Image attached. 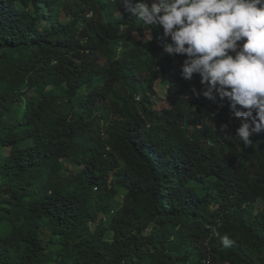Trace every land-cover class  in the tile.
<instances>
[{"label": "trees", "instance_id": "16d2710c", "mask_svg": "<svg viewBox=\"0 0 264 264\" xmlns=\"http://www.w3.org/2000/svg\"><path fill=\"white\" fill-rule=\"evenodd\" d=\"M168 42L117 0H0V264H264V131L225 140L241 119ZM54 63L36 103L21 70Z\"/></svg>", "mask_w": 264, "mask_h": 264}, {"label": "clouds", "instance_id": "9594fccd", "mask_svg": "<svg viewBox=\"0 0 264 264\" xmlns=\"http://www.w3.org/2000/svg\"><path fill=\"white\" fill-rule=\"evenodd\" d=\"M118 13L142 21L151 32L162 29L168 56L186 57L181 77H199L190 89L241 119L235 137L250 147L254 134L264 131V0H117ZM122 9V11H120ZM146 33V32H145ZM148 33V32H147ZM219 97V99H218ZM227 130V125L222 126ZM232 241L224 236L222 244Z\"/></svg>", "mask_w": 264, "mask_h": 264}, {"label": "rangeland", "instance_id": "374dc122", "mask_svg": "<svg viewBox=\"0 0 264 264\" xmlns=\"http://www.w3.org/2000/svg\"><path fill=\"white\" fill-rule=\"evenodd\" d=\"M122 32H123V30H122ZM137 38L139 39V37H137ZM143 38L144 39L148 38L147 32L143 35ZM94 70L97 71L98 73H100L101 75L105 74V67L102 63L98 64L94 68ZM59 72H60V64L54 63L52 66H50L44 72V77L41 78L40 72L37 68H34L30 65H27L21 70L22 76L18 80L17 85L21 88L23 87V89L28 90L29 93H35V95H36L35 101L37 103V102H39V99L45 98V97L50 96L51 94L55 93L56 88L51 90V92L46 93L44 87L48 83L56 84L58 82V79H59ZM1 89H2V87L0 86V91H1ZM156 91H157V93H159V95L157 96V97H159V102H158L159 108L169 107V104H168L167 100L165 99L164 93L162 91V87H161L160 82H158V84H156ZM111 134H112V131L108 130L106 135L110 136ZM28 135H29V132H27V131L21 132V133H16L15 138L16 139H22V138L27 137ZM24 155H25L24 150L10 151L8 153V158H7L8 163L10 165H15L16 163H18L23 158ZM111 225L116 230L117 236H124L127 234V229L123 225L120 224L117 217L114 218ZM181 244H182L181 240L178 237H174L173 245L175 246V249H176V255H179L181 252ZM122 264H141V263L139 261L131 258Z\"/></svg>", "mask_w": 264, "mask_h": 264}]
</instances>
